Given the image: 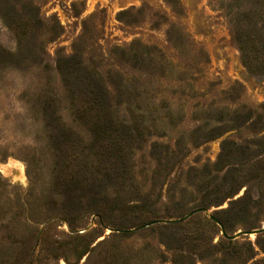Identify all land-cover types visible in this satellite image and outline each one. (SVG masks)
Returning <instances> with one entry per match:
<instances>
[{"label":"rangeland","instance_id":"1","mask_svg":"<svg viewBox=\"0 0 264 264\" xmlns=\"http://www.w3.org/2000/svg\"><path fill=\"white\" fill-rule=\"evenodd\" d=\"M201 208L264 226V0H0V264H264L135 229Z\"/></svg>","mask_w":264,"mask_h":264},{"label":"water","instance_id":"2","mask_svg":"<svg viewBox=\"0 0 264 264\" xmlns=\"http://www.w3.org/2000/svg\"><path fill=\"white\" fill-rule=\"evenodd\" d=\"M197 212H204L205 214L208 215V217L214 221L217 225H219L220 227V230H221V233L222 235L229 239V240H234L236 239L237 237L241 236V235H253V234H259V233H263L264 232V226L263 227H259V228H256V229H252V230H248V231H238L236 232L235 234L233 235H228L223 227V225L221 224V222H219L213 215H211L206 209H195V210H192L191 212H189L187 215H185L184 217L180 218V219H174V220H153V221H150L146 224H143L141 225L140 227H137L135 229H140V228H144V227H147L149 225H152V224H157V223H175V222H180V221H183L187 218H189L190 216H192L193 214L197 213ZM135 229H132V230H135ZM83 230H86V229H83ZM132 230H129V231H132Z\"/></svg>","mask_w":264,"mask_h":264},{"label":"bare ground","instance_id":"3","mask_svg":"<svg viewBox=\"0 0 264 264\" xmlns=\"http://www.w3.org/2000/svg\"><path fill=\"white\" fill-rule=\"evenodd\" d=\"M19 169H20V171H22V166L21 165H20Z\"/></svg>","mask_w":264,"mask_h":264},{"label":"trees","instance_id":"4","mask_svg":"<svg viewBox=\"0 0 264 264\" xmlns=\"http://www.w3.org/2000/svg\"><path fill=\"white\" fill-rule=\"evenodd\" d=\"M231 240H229V242H230Z\"/></svg>","mask_w":264,"mask_h":264}]
</instances>
